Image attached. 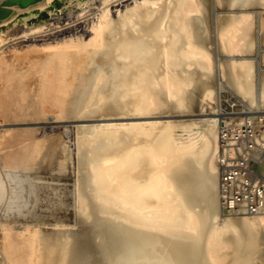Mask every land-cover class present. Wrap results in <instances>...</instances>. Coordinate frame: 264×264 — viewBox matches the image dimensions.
I'll return each instance as SVG.
<instances>
[{"label":"bare ground","instance_id":"obj_1","mask_svg":"<svg viewBox=\"0 0 264 264\" xmlns=\"http://www.w3.org/2000/svg\"><path fill=\"white\" fill-rule=\"evenodd\" d=\"M34 2L54 21L0 31V124L116 122L75 130V229L35 217L61 137L0 132V264H264V214L223 208L216 163L220 91L264 110V0Z\"/></svg>","mask_w":264,"mask_h":264},{"label":"rangeland","instance_id":"obj_2","mask_svg":"<svg viewBox=\"0 0 264 264\" xmlns=\"http://www.w3.org/2000/svg\"><path fill=\"white\" fill-rule=\"evenodd\" d=\"M33 5H35V6H33ZM8 7H10V8H8ZM31 7H33V8H31ZM36 7H37L36 2H32V3H29L27 5H22L20 2L11 3V0L3 2L2 4H0V9L7 10V14L4 17L0 16V22H3V24L0 23V31L5 29V27L7 25L8 26L6 28H7V30H10V33H11L12 31L13 32H20L23 28H26V25L27 26H33V25H38L39 23H42V22L50 21V20L54 21V16L51 17L50 16L51 13L46 12V11H48L47 7H43V9H41V8L39 9V7H37L38 10L36 9ZM58 10H60V8H58ZM25 14L27 16H25ZM34 16H36V17H34ZM11 17H13V18H11ZM31 17H33V18H31ZM4 22H5V24H4ZM17 24H19V26ZM11 26L14 27V29L11 28ZM74 28H70V30L65 29L64 31H60L57 34L62 35V33H63V35H69V34H71L70 32H72V31H73L72 34L77 33V32L84 33V26L79 27L78 28L79 30L78 29L76 30V27H74ZM51 36H53V35H51ZM30 38H31V40H30ZM44 38L46 39L47 37H42L40 35H37L35 37H29V39L25 40V41L19 40L20 43L21 42H23V43L20 44L18 42L17 46L20 44L19 47H26L27 45L35 43V42L40 44L45 40ZM263 51L264 50H261L260 54ZM263 55H264V52H263ZM224 90L228 91L227 89H224ZM221 93H222V91H220V95H221ZM176 118L177 119L181 118L184 120L187 118L191 119L193 117L191 115H185L184 117L180 116V117H176ZM90 119L91 118L86 119V120L85 119H82V120H76L75 119V120L59 121V120H56L55 118L53 119V117L49 116V118L45 121L43 120V121H37V122H25V123L24 122L23 123L22 122H16V123H12V124H10V123L0 124V132L3 129H6V127L7 128H13V127L16 128L17 127L16 128L17 130H19V128H20V130H26L28 128L31 130V128H34L33 130L36 129V131H37L36 136H37L38 140H41V139L43 140L46 138L54 137L56 135L61 137L62 146L58 149L57 155L54 158L55 160L57 159V161L52 160V162H51L52 164L50 162H46L47 165L45 163V167L46 166L48 167V165H49L48 163H50L51 167H50V165L48 167L49 169L47 167L46 168L44 167L43 168L44 172L42 171V173L36 175V178L34 180L35 187L37 188L36 190H38V193H39L38 194V197H39L38 201L39 202L37 201L36 206H35V207H37V208H35V211L37 210L36 211L37 213L35 212L36 213L35 217L38 221L41 219V221H39V222H41L43 224V227L46 229H53V228H57V227H65V228H70V229L76 228V224H77L76 218L77 217H76V208H75V200H74V198H75V195H74V185L75 184L74 183H75L76 178H75V173H74L75 172L74 157L72 154V149H74V147H73L74 146V140L73 139L75 137V132H76L75 130H77L78 126L83 127L86 125H93V124H97V123H104V122L109 123L110 120H111V122H116V121H112L113 119L116 120V118H112V119L111 118H108V119L107 118H103V119L102 118L101 119L100 118H93L91 120ZM168 119H172V118H168ZM64 146L67 147V149H69L66 152L68 154V156L66 153L63 155L61 154V150L63 149ZM69 151H71V152H69ZM61 155H62V157L63 156L67 157L68 160H70L69 156L72 155L71 156L72 160L69 163V166H68L65 174H63V175H60L59 172L57 171V162H58V159L59 160L61 159ZM53 162L54 163L56 162V164H53ZM37 204H38V206H37ZM39 215H40V217H39ZM56 215H58V216L56 217ZM59 215L60 216L62 215V216L60 217ZM66 219H67V221H66ZM53 220H54V222H53ZM47 222H50V223H47ZM19 227H22V225H19Z\"/></svg>","mask_w":264,"mask_h":264},{"label":"built area","instance_id":"obj_3","mask_svg":"<svg viewBox=\"0 0 264 264\" xmlns=\"http://www.w3.org/2000/svg\"><path fill=\"white\" fill-rule=\"evenodd\" d=\"M217 167L223 208L264 214V110L252 111L222 91Z\"/></svg>","mask_w":264,"mask_h":264},{"label":"water","instance_id":"obj_4","mask_svg":"<svg viewBox=\"0 0 264 264\" xmlns=\"http://www.w3.org/2000/svg\"><path fill=\"white\" fill-rule=\"evenodd\" d=\"M20 2L22 5H27L29 3L34 2V0H13L11 3Z\"/></svg>","mask_w":264,"mask_h":264}]
</instances>
